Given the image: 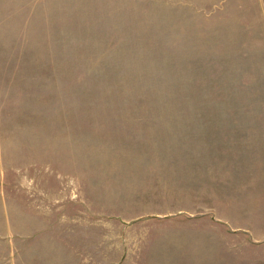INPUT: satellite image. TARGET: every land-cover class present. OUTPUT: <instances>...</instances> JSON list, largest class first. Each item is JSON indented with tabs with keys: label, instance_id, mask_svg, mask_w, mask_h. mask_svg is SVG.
I'll use <instances>...</instances> for the list:
<instances>
[{
	"label": "rangeland",
	"instance_id": "rangeland-1",
	"mask_svg": "<svg viewBox=\"0 0 264 264\" xmlns=\"http://www.w3.org/2000/svg\"><path fill=\"white\" fill-rule=\"evenodd\" d=\"M134 111L185 122L191 170L193 153L207 160L212 148L197 141L202 127L263 134L264 0H0V241L13 238L15 264H142L124 237L136 221L174 213L120 208L135 191L125 168L140 157L139 131L120 126ZM155 185L178 188L175 179ZM205 191L185 176L191 234L220 220ZM237 244L203 262L185 255V264H264V238Z\"/></svg>",
	"mask_w": 264,
	"mask_h": 264
},
{
	"label": "crops",
	"instance_id": "crops-1",
	"mask_svg": "<svg viewBox=\"0 0 264 264\" xmlns=\"http://www.w3.org/2000/svg\"><path fill=\"white\" fill-rule=\"evenodd\" d=\"M152 113L153 111H134V116H124L134 120L120 121V126L132 125L139 131L137 133H140L139 137L134 139L138 145L135 151L140 155L139 160L134 159L132 169L125 168L127 174L134 172V197L132 201L123 200L120 208H132L139 215H160L167 212L174 215L169 217L170 220L134 222V237H124L128 242L126 249L130 247L129 251L134 253L135 260L141 261L142 264H185V255L191 256L189 261L194 263L203 262L207 254H225L237 249L238 242L239 245L252 249L255 240L264 238V137L255 136L264 133H237L234 128H230L229 136H226L220 127H202L204 131L197 141L200 145L204 143L212 148L207 154L204 153L207 160L200 148L193 153L196 157V168L191 170L185 151V122L165 120V117H162L164 121H154L158 117L151 115ZM197 128L200 130V126ZM173 129L180 131L173 132ZM148 131L152 132L151 135H143ZM170 131L173 133L172 136L169 134V149L162 153L158 149ZM195 134L199 135L198 132ZM147 143L151 146H142ZM219 145L227 148L218 149ZM249 145H256V148L250 149ZM223 158L228 167L223 166ZM236 158L243 160V164H239ZM142 165H147L144 168L148 172L146 176H139L142 170L139 167ZM191 174H196L197 179L206 183L208 205L217 207L213 211L220 214V220L205 222L203 228L198 227L197 231L193 229L192 231H196L193 234L185 228V198L191 197V193L185 192V176L187 178ZM238 175L241 176L240 180ZM244 176L247 177L242 178ZM174 179L178 188L169 191L162 192L155 185ZM111 182L116 184L118 190L121 183L119 178ZM202 191L203 187L199 186V204L203 202ZM154 199L168 204L172 210L159 208ZM238 213L245 214V217H238ZM1 230L8 236L7 229L2 227ZM233 240L236 246H233ZM74 242L70 241L68 244L71 249L81 245L77 241ZM104 242L102 244H105ZM87 245L90 246L88 243ZM40 246L48 247L51 244L43 243ZM38 251L42 250L38 248ZM77 253L79 254L78 251ZM14 256L15 243L9 236L0 241V264H15ZM213 261L221 262L219 257Z\"/></svg>",
	"mask_w": 264,
	"mask_h": 264
}]
</instances>
